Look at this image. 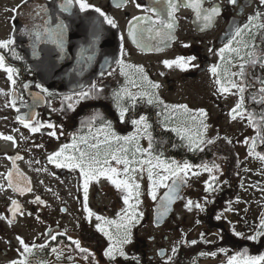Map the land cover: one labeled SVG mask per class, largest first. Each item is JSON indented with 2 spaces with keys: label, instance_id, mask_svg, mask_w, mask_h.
Masks as SVG:
<instances>
[{
  "label": "flooded vegetation",
  "instance_id": "obj_1",
  "mask_svg": "<svg viewBox=\"0 0 264 264\" xmlns=\"http://www.w3.org/2000/svg\"><path fill=\"white\" fill-rule=\"evenodd\" d=\"M62 2L63 0H0V41L10 38L15 40L9 50L0 49V55L5 57L8 66L18 70V74L14 76L15 86L7 79V73L0 70V134L11 135L15 139V144L0 139V173L7 174L13 168V161L9 157L20 156L22 159L14 161L15 167L28 178L32 189L31 192L20 195L8 188L7 181L0 176V184L5 185L0 190V216L6 217L0 220V264H11L19 258L17 236L29 245H45L43 249H33L34 254L29 257L32 264H227L228 257L245 249L248 255H264V237L257 241L245 238L259 230L258 225L264 216V199L261 201L264 193V161L260 160L263 165L261 178L255 179L260 188L247 190V179L242 172L244 160L239 157L238 150L235 152L238 157L237 167H233L228 158L223 160L228 155V147L220 137H216L213 144L202 145L203 151H189L187 146L180 147L175 161H187L194 166L209 165L211 162L218 166L219 171L213 170L210 174L198 167L194 168L193 171L199 172V175H207L208 179L203 180L202 184H196L192 182L189 173L186 184L180 187L182 197L176 202L172 217L159 227L165 229L172 226L168 229V234L163 233L160 240L154 236L135 238L134 245L125 252L128 258L117 257L114 262L103 256L108 242L103 243L94 231L82 224L76 227V231L66 224L65 216L71 213V205L66 200L65 188L56 191V173L59 175V183H65L68 188L74 186L75 191L79 192V177L74 175L72 178V172L75 173L77 169H68L69 178L65 180L63 175L66 170L55 167L47 159L64 144H71L74 136L88 135L86 122L93 116L102 118L93 123V132L103 127L105 122H110L117 135L129 136L131 114L134 115L136 111L156 114L145 100L143 102L147 108L140 107L142 101L137 100L135 109L126 101L124 106L129 111L125 122L119 119L114 94L123 88L131 92V82H140L137 75H133V68L125 70L127 76L120 75V66L116 61L122 59L126 63V53L142 57H161L183 52L184 56L194 55L209 47L212 43L208 39L214 38L216 41L213 40V44L223 47L227 41L225 38L228 37L226 34L232 31L233 25L242 26L257 11L264 13L259 0H237L235 5L229 4L228 0H210L204 6L218 5L222 14L211 27L203 31L194 23L192 10L180 7L176 13V26L172 31L173 39L161 42V38L155 33L145 32L138 35L139 43L128 35L131 27L129 21H133V17L145 15L136 7V3L148 6L152 0H135V3L133 0H87L115 20L116 28L102 23L103 17L92 10L80 13L78 6L73 7L71 16L60 13L59 5ZM117 4L122 6L117 7ZM57 17L68 25L64 54L61 55L53 44L41 43L37 48L39 57H34L32 33L42 31L48 20L52 21L51 26L59 22ZM97 30L99 39L95 43V56L90 64L81 65L80 52L89 46L93 33ZM143 36L150 37L146 39L149 43H141ZM251 42L256 45L257 56L264 57V36L257 35ZM13 53L20 58H15ZM109 72L112 75H108ZM248 73L249 81L256 77L264 79V68L259 65L249 67ZM93 82L102 89L96 98L81 101L75 105V110H68L66 103H61L65 95L79 91L81 85L88 88ZM25 84L28 85L27 88L24 87ZM36 84L47 88L51 95L41 93ZM255 92L256 88L248 89L245 93V105L250 112L259 114L264 111V105L252 101L251 94ZM35 95L42 96L43 99L34 103ZM12 101L16 102L15 107ZM17 108L20 109L19 112L16 111ZM30 112L35 113L36 121L51 123L55 128L45 127L37 133L30 132L17 119L18 116L28 118ZM149 120L152 127H155L154 119L150 117ZM159 130L162 131L161 128ZM51 131L56 132V137L48 135ZM248 132L253 134L252 137L256 134L250 126ZM233 144L237 149L236 143ZM255 151L262 155L264 144L257 141ZM248 152L249 147L246 148V153ZM252 157L255 163L259 160ZM211 175L217 177V190L206 192L205 184L210 181ZM250 186L254 187L252 180ZM37 196L44 201L43 204L33 202ZM12 200L20 204L24 215L12 217L8 211ZM188 200L201 204L204 210L195 208V222L186 219L181 222L173 221L178 208ZM238 206H241L240 210L237 209ZM217 216L220 219H216ZM9 220H12L11 224ZM33 228L37 238L31 240L29 236ZM176 232L179 239L172 244ZM234 232H239L242 236L237 237ZM53 235L56 236L55 240L51 239ZM71 235L76 236L72 240H79L81 247L87 248L94 256L85 260L83 257L87 254L76 249L70 239ZM193 240L196 241L195 244L191 243ZM52 248L58 251L54 253ZM173 248L176 249L175 252Z\"/></svg>",
  "mask_w": 264,
  "mask_h": 264
},
{
  "label": "snow or ice",
  "instance_id": "obj_2",
  "mask_svg": "<svg viewBox=\"0 0 264 264\" xmlns=\"http://www.w3.org/2000/svg\"><path fill=\"white\" fill-rule=\"evenodd\" d=\"M133 2L135 3V0ZM208 2L210 0H152V3L148 6L136 3V7L144 12L145 15L133 17L135 23L129 21L131 27L128 29V35L137 43H139L138 35H142L145 32L150 34L155 33L156 36L161 38V42L173 39L172 31L176 26V13L180 7L192 10L195 17L194 23L203 31L211 27L215 19L222 14L218 5L212 4L211 7H205V3ZM236 2L237 0H228V3L232 5H235ZM259 4L261 7H264V0H259ZM74 6H78L80 13L92 10L98 13L100 17H103L102 23H106L112 28L117 27L115 20L107 16L100 8L89 4L87 0H63L59 5V12L71 16ZM116 6L121 7L122 5L117 4ZM56 19L59 22L54 27L51 26L52 21L48 20L42 31L37 30L32 33L34 36L32 55L34 57H39L37 48L41 43L53 44L61 55L64 54L65 33L68 25L59 17ZM143 25H147V27ZM226 35L228 36L226 43L216 53L220 63L211 66L209 72L214 77V83L217 85L216 91L219 95L238 96L235 106L230 110L228 115L233 121L238 118L240 120H247L248 126L252 127L256 132V135L250 138V143L247 138L244 141L249 147L248 155L264 161V155L255 151L257 141L264 144V111L259 114L250 112L245 105V93L249 88H256V92L251 94L252 101L264 105V79L256 77L253 81L248 80L249 67L254 68L259 65L261 68H264V57L257 56L255 52L256 45L251 42L257 35L264 36V13L260 11L255 12V14L248 17L247 22L242 26L233 25L232 31ZM97 39H99L98 30L93 33V39L89 46L80 52L79 62L81 65H87L92 62L95 56V43ZM121 40H123V36H121ZM14 44L15 40L13 38L0 41V49L9 50L10 46ZM184 47H189V45H184ZM209 51L211 52L212 49L210 48ZM121 52H123V49H121ZM13 54L15 58H20L15 53ZM194 60H196L195 56H178L176 59L165 60L163 63L169 69L176 67L180 70H187L189 66H194L191 65V62ZM234 61H239V63ZM116 63L120 66V75L127 76L128 73L125 70L133 68L131 65H126L122 59L117 60ZM232 67L237 68V71H231ZM221 68H223L222 72L220 71ZM0 70L7 73V79L15 86L16 80L14 76L18 74V70L8 66L5 63L3 55H0ZM135 71L141 74V83L137 84L135 81L131 83L134 87L141 88L142 90L138 93H132L127 88H123L114 94L121 122H125V117L129 111V108L124 106L126 101L130 102L132 109H135L137 100L143 101L146 99L148 105L163 106L165 121L172 120L173 114H179L182 117L178 126L167 128L162 123V127L166 131L174 132L182 141H187L186 146L189 151H203L202 145L215 143L212 139H205L209 125L206 123L208 113L204 109L201 108L193 114L186 105L165 104L154 91L160 85L150 81L144 75L143 68H136ZM101 75L103 76L104 73L102 72ZM108 75H112V72H109ZM257 84H259V87H256ZM24 87L27 88L28 85L25 84ZM36 87L40 89L41 93L51 95L48 89L42 85L36 84ZM100 91L102 89L94 82L88 88H84L81 85L79 91L65 95L61 103H66L68 110H75L76 104L86 99L96 98ZM41 99L43 97L39 95L33 97L34 103ZM15 103V101H12L13 107H15ZM25 106H28L26 102ZM16 111L19 112L20 109L17 108ZM160 114L157 113V115ZM98 118L102 119L101 117L93 116L86 122L88 135L74 136L71 144H64L58 151L50 154L47 159L49 163L54 164L57 168L79 170L80 175L83 177V206L84 212L87 214L86 218L91 222L93 216L95 217L97 221L95 225L96 231L101 233L108 241V246L104 250L103 256L107 260L114 262L117 257L128 258L124 251V246L132 242V227L143 218V213L138 211L141 203V185L137 182V173L142 174L144 171H147L150 183L148 194L153 201L157 199L158 188L163 187L168 189L161 198L159 208L157 209V219L159 220L167 213L170 204L177 198L180 187L186 184L189 173L193 176L199 175V172L193 171L194 168L198 167L210 174L213 170L219 171V168L216 164H213L211 167L207 164L194 166L187 161L177 162L173 160L169 163L161 159L162 153L160 155H153L154 138L150 131L152 124L149 122L147 115H139L138 118L131 119L135 132L129 136L117 135L112 129L110 122H105L103 127L97 128L93 132L92 125ZM17 119L20 124L32 133H37L45 127L49 129L55 128V125L51 123L44 124L36 121L34 112H30L28 118L18 116ZM48 135L56 137V132L51 131ZM142 138L149 141L147 148L140 146L139 142ZM0 139L15 144V139L11 135L4 136L0 134ZM9 159L13 161V168L7 174L0 173V176H3L4 180L7 181V187L20 195L31 192V182L14 164L15 160L22 159V157H9ZM100 178H105L118 191L123 193L122 199L125 207L121 209V213L117 214L116 219H108L107 217L96 215L88 207L89 183L93 180L99 182ZM168 181H171V184ZM216 181L217 177L211 175L210 181L205 184V191H216ZM4 188L5 185L0 184V190ZM33 202L37 204L44 203L38 196ZM185 207L189 211H192L193 208L200 211L204 210L201 204L194 203L192 200H188ZM8 211L13 218L17 214L24 215L23 209L16 200L11 201V207ZM2 219H6V217L0 216V220ZM216 219H220V217L217 216ZM8 222L11 224L12 220ZM258 229L254 235L245 238L257 241L260 237H264V216L260 220ZM233 234L237 237L242 236L239 232H234ZM16 239L20 245V248L17 250L19 258L13 260L11 264H32L29 257L34 254L33 249L37 247L43 249L45 247L44 244L36 245L33 243L29 245L19 236ZM51 239L55 240L56 236H51ZM72 243L80 253L87 254L83 257L85 260L89 256H94L87 248L81 247L79 240H72ZM191 243L195 244L196 241L193 240ZM57 251L56 248H52V252L56 253ZM175 251L176 249L173 248V252ZM201 255H204V253H201ZM227 264H264V255H248L245 249L228 257Z\"/></svg>",
  "mask_w": 264,
  "mask_h": 264
},
{
  "label": "rangeland",
  "instance_id": "obj_3",
  "mask_svg": "<svg viewBox=\"0 0 264 264\" xmlns=\"http://www.w3.org/2000/svg\"><path fill=\"white\" fill-rule=\"evenodd\" d=\"M213 40L216 41V38L208 39V41H211L212 44L209 47H205L203 52L185 56L196 57V60L191 62V65L194 66H189L187 70H180L176 67L169 69L166 68L163 63L165 60H173L178 56H184V52L168 54L161 57H142L137 54H134L132 56V54L126 53L125 64L133 66V75H135V77L137 75V78L139 80L141 74L136 72L135 69L143 68L144 75H146L148 79L153 83L160 85V87L158 89H155L154 91L159 99L163 100L165 104L186 105L193 114L201 108L204 109L208 113V119L206 123L209 125L205 139L214 136L220 138L225 137L227 140L236 143L238 155L244 160V162L242 163V172L247 179L246 189H258L260 187L256 184L255 179L261 178L260 172L261 169L263 170V165L262 163H260V160H257L255 163V159L246 153V148L248 147V145L244 143L246 138L249 139L250 143V138H252L253 134L248 132L247 120H240L238 118L237 120L233 121L228 115L230 110L235 106L238 100V96L228 94L224 96L219 95L216 91L217 85L214 83V77H212L211 73L209 72V68L211 66L220 63L219 57L216 55V53L221 47L214 45ZM210 48L212 49L211 52L209 51ZM234 62L238 63V61ZM230 70L237 71V68L232 67ZM220 71L222 72L223 68H221ZM139 83H141V80ZM141 90V88L133 86L131 92L138 93ZM149 106L153 108V111L156 112V115L157 113H161L160 115H157L159 116V118H154V123L156 124L155 130H157L156 134L158 135H153V138H158V140L160 141V134L166 133L159 130V128L162 127V123L167 128L176 127L178 126L182 117L179 114H173L172 120L165 121L164 111H161L158 106ZM130 116H132V114ZM212 124L214 125V127ZM168 132L171 133V131ZM132 133L133 132L130 130V135ZM139 143L142 148H147L149 141L142 138ZM154 144H157V142L155 141ZM64 169L66 170V173L64 175H61H63L65 177L64 179L66 180L67 178H69L67 174L68 169ZM74 175H77L80 180L79 192L75 191L74 186L70 187V189L65 185V183H59V175H57V173L55 179L56 191H58V189L60 188H65L64 192L66 200H68V204L71 205V213L65 216L66 224L73 231H76V227L81 226L82 224L83 227H88L91 231H94L95 234H97L98 237L102 239L101 241L103 243L108 242L101 233L96 231L95 225L97 221L95 220V217L93 216L91 222H89V220L86 218L87 214L84 212L83 206V177L80 175L78 169L77 171H75V173L72 172V178L74 177ZM190 177L192 182L196 184H202L203 180L206 181L208 179L207 175H191ZM136 179L137 182L141 185V203L139 205L138 211L143 213V218L140 219L139 223L135 224V226L132 227V242L124 246L125 252L127 249L131 248L134 245L135 238H147L149 236H154L158 240H160L161 235L163 233L168 234V231H170L168 229L172 227L169 226L165 227V229H160L153 224V209L156 206L159 197L167 188H158L157 199L153 201L148 194L150 183L148 181L147 171H144L142 174L137 173ZM251 180L254 187L250 186ZM168 183L170 184L171 181H168ZM122 195L123 193L118 191L105 178H100L99 182L93 180L89 183L88 207L96 215H101L107 217L108 219H116L117 214L121 213V209L125 207V205L123 204ZM263 199L264 193L261 201H263ZM240 207L241 206H238L237 209L240 210ZM178 209L179 211L177 214H175V219L173 221L181 222L185 219L187 221H196L197 211L195 210V208H193L192 211H189L185 207V205H182ZM74 237L76 236L71 235V240L74 239ZM29 238L31 240L37 238L34 228L32 229ZM177 239H179V237L176 232V235L173 237L172 244H174Z\"/></svg>",
  "mask_w": 264,
  "mask_h": 264
},
{
  "label": "trees",
  "instance_id": "obj_4",
  "mask_svg": "<svg viewBox=\"0 0 264 264\" xmlns=\"http://www.w3.org/2000/svg\"><path fill=\"white\" fill-rule=\"evenodd\" d=\"M145 105L146 104L142 101L139 106L140 107L142 106L144 108L148 107ZM158 108L161 111H164L162 105L158 106ZM138 113H139V111H136V112H134V115L129 116V117L132 118L133 116H138L139 115ZM149 116L153 119L155 117L159 118V116H157L156 114L155 115L149 114ZM150 131L152 132V135H158V134H156L157 130H155L154 126L150 129ZM207 139H212L215 141L216 138L209 137ZM154 140L157 142V144H153V155H160L162 153V156H161L162 159L163 160L165 159V161H167L169 163L173 160H176L175 157L177 156V153H178L180 147H183V148L186 147V141H182L177 135H174L170 132H166L165 134H160V141L158 140V138H154ZM155 141H154V143H155ZM221 141H223V143L228 147V153H227L228 155H227V157L225 156L222 159L226 160L228 158L230 164L233 167H237L238 164H236L237 163L236 161H237L238 157L235 154L237 149H236L235 145L233 144V141L227 140L225 137H221ZM229 141H230V143H229ZM215 155L218 156L217 154H215ZM262 155H264V152ZM212 165H213V163L210 162L208 166L211 167ZM232 173H234V172H232Z\"/></svg>",
  "mask_w": 264,
  "mask_h": 264
},
{
  "label": "water",
  "instance_id": "obj_5",
  "mask_svg": "<svg viewBox=\"0 0 264 264\" xmlns=\"http://www.w3.org/2000/svg\"><path fill=\"white\" fill-rule=\"evenodd\" d=\"M55 24H56V23H55ZM55 24L52 25V26L54 27ZM227 38H228V37H227ZM227 38H225V40H227ZM65 39H66V36H65ZM146 39H150V37H149V36H143V37H142V40H140L141 43H143V45H145V43H149V40H146ZM141 49H145V48H141ZM145 50H146V49H145ZM167 191H168V189H167ZM167 191H166V192H167ZM166 192H165V193H166ZM165 193L160 197V199L158 200V202H157L155 208L153 209V210H154V224H155V226H162L165 222L168 221V219H170V218L172 217V214H173L174 211H175L174 206H175L176 202H177L179 199H181V197H182V196H181V188H180V189H179V192H178V194H177V198L174 199V201L170 204V206H169V210L167 211V213H165V214H164V215L158 220V219H157V216H158V211H157V209L159 208L161 198L165 195Z\"/></svg>",
  "mask_w": 264,
  "mask_h": 264
}]
</instances>
